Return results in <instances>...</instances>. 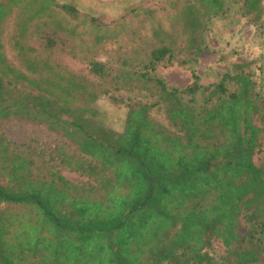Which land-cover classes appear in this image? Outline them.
<instances>
[{
	"label": "trees",
	"instance_id": "obj_1",
	"mask_svg": "<svg viewBox=\"0 0 264 264\" xmlns=\"http://www.w3.org/2000/svg\"><path fill=\"white\" fill-rule=\"evenodd\" d=\"M58 5L77 16L75 6ZM175 5L186 39L178 44L166 39L169 30H154L160 43L145 65L177 61L191 68L193 80L169 86L137 71L154 81L173 128L152 115L150 103L131 105L120 131L94 123L86 113L96 109L74 104L86 90L76 74L66 78L70 83L60 94L50 78L33 79L46 94L31 101L7 102L3 93L13 80H0V117L64 127L65 139L54 145L51 158L94 181L86 188L56 169L44 172L32 153L0 133V264H264V162L254 159L262 147L264 125L256 120L264 122V96L254 60L237 56L208 84L195 68L208 48L210 19L236 5L262 28L264 0ZM91 71L105 75L106 63L91 62ZM134 71L125 73L132 77ZM73 109L80 113L64 115ZM215 238L226 248L221 256L211 251Z\"/></svg>",
	"mask_w": 264,
	"mask_h": 264
},
{
	"label": "rangeland",
	"instance_id": "obj_2",
	"mask_svg": "<svg viewBox=\"0 0 264 264\" xmlns=\"http://www.w3.org/2000/svg\"><path fill=\"white\" fill-rule=\"evenodd\" d=\"M51 1H0V25L8 15V20L11 19L1 26L0 37V80L7 75L13 80V84L7 83L8 90L3 93L5 100L13 102L16 98L28 96L31 101L39 93L46 94L32 82L33 79L39 81L38 77L50 78L48 81L53 83H49L50 87L60 94L61 86L70 83L66 78L76 74L86 90L75 95L74 104L96 109L94 115L86 113L92 115L94 123L120 131L131 105L150 103L152 115L173 128L163 104L157 101L158 88L154 81L146 82L137 71L160 77L169 86L184 87L193 80L191 68L177 61L172 64L159 62L154 69L145 65L151 49L160 43L154 30H169L170 36L167 35L166 39L177 40L178 44L185 41L186 35L176 16L180 5H175L183 0H94L90 17L68 16L63 10L65 13L59 16L61 31L40 30L37 38L25 39L23 35L27 34L31 24L35 28L54 16L55 10L49 6ZM12 22L19 26L16 33ZM45 33L54 35L46 36ZM205 36L208 48L195 64L201 81L205 84L217 81L237 56L244 55L254 60L252 67L256 72L257 88L264 96V26L257 28L234 5L226 16H216L208 21ZM50 37L54 39L51 53L45 49ZM21 47H25L22 51L26 53V60L15 52ZM3 59L6 63H2ZM95 60L106 63L105 75L99 76L91 71V62ZM133 70L136 72L132 77L125 73ZM29 78L31 80H26ZM43 86L46 87L45 84ZM92 93L97 94L94 99H90ZM18 113L27 114V111ZM34 113L33 110L31 113L28 111L29 116ZM77 113L80 112L73 109L64 115L72 118ZM256 122L264 125L259 119ZM63 130L66 129L52 130L44 121L14 114L0 117V133L12 146L32 153L44 172L56 169L69 180L88 188L94 184L92 177L58 162L55 164L51 158L54 145L65 139ZM254 159L264 162V132L262 147ZM211 251L221 256L226 248L221 240L215 238Z\"/></svg>",
	"mask_w": 264,
	"mask_h": 264
},
{
	"label": "crops",
	"instance_id": "obj_3",
	"mask_svg": "<svg viewBox=\"0 0 264 264\" xmlns=\"http://www.w3.org/2000/svg\"><path fill=\"white\" fill-rule=\"evenodd\" d=\"M0 1H4V0H0ZM59 3L71 4V5L75 6L77 8V10H78V14L77 15L78 16H82L83 18L90 17L91 14H92L91 11H93V8H94V0H52L50 2L49 6H50V9H54L55 10V13L53 12L54 16H51V18L48 20V22L46 21L45 23L39 24L35 28H33V24H31V26L28 27L27 34H24L23 37L25 39H29V38H34L35 39V38L38 37V33H39L40 30H49L50 32L61 31L62 28H61V25H59L60 24V17L59 16H61L65 12L67 13L68 16H71V15L64 8L60 7L58 5ZM19 5H21V4H19ZM8 16H10V15H8ZM8 16H7V18L4 19L5 21L3 20V22L0 25V30H1L0 31V37H1L2 31H3L1 26H3L4 22H6L8 24V21L10 22V20H11V19L8 20ZM12 26H13L14 32L16 33L17 29H19L18 28L19 26L18 25H14V23L12 24ZM18 32H22V31H18ZM45 34H46V36L47 35H50V36L54 35V34L51 35V33H45ZM53 40L54 39L50 37L48 42H47L49 45H47V44L45 45V49L48 50L49 53L52 52ZM5 46H7V45H5ZM28 46H30V45H28ZM47 46H50V48L48 49ZM32 48H33V46H32ZM23 49H25V47H21V48L15 49V52H16L17 56H22L23 55L22 57H25L24 54H26V53H24L22 51ZM35 52H37V50H35ZM35 52L33 51L32 53L36 54ZM12 54H13V52H12ZM8 57L9 56L7 55V60H9ZM5 60H6V57H5ZM23 60H26V57L23 58ZM6 61H4V59H3L2 63H6ZM6 72H7V70H6ZM5 78H11V77H9V75H7V76H5ZM21 80H24V78L21 79Z\"/></svg>",
	"mask_w": 264,
	"mask_h": 264
}]
</instances>
